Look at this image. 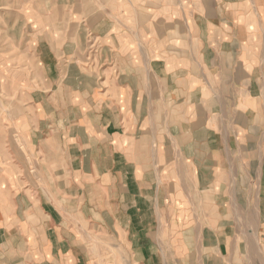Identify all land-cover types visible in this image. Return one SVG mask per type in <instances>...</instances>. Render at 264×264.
<instances>
[{
	"label": "crops",
	"instance_id": "crops-1",
	"mask_svg": "<svg viewBox=\"0 0 264 264\" xmlns=\"http://www.w3.org/2000/svg\"><path fill=\"white\" fill-rule=\"evenodd\" d=\"M171 11L187 16L140 20L135 49L110 36L127 48L130 112L107 100L55 116L53 196L0 179V264H99L98 234L108 264H264V0ZM178 219L193 224L175 233ZM244 219L256 234L241 236Z\"/></svg>",
	"mask_w": 264,
	"mask_h": 264
},
{
	"label": "rangeland",
	"instance_id": "rangeland-1",
	"mask_svg": "<svg viewBox=\"0 0 264 264\" xmlns=\"http://www.w3.org/2000/svg\"><path fill=\"white\" fill-rule=\"evenodd\" d=\"M172 2L176 0H0V179L4 183L19 187L15 191L20 194L28 184L36 186V196L57 192L52 189L58 180L55 160H63L53 137L55 116L66 107L76 117L85 111L91 114L94 103L107 100L116 102L123 113L130 112L134 92L133 87L129 91L125 87L129 82L124 81L122 61L127 48L110 36L127 32L135 49L140 20L147 18L155 25L187 16L172 12ZM161 3L163 11L157 8ZM103 23L109 28H101ZM155 31L153 26L147 29L149 36ZM91 192L100 194L91 186L85 189V195ZM254 222L238 221L243 238L256 234L255 227L253 234L248 231ZM192 224L178 219L170 221L169 228L178 233ZM180 238L173 236L172 245ZM93 239L96 262L108 264L112 242L100 234Z\"/></svg>",
	"mask_w": 264,
	"mask_h": 264
}]
</instances>
